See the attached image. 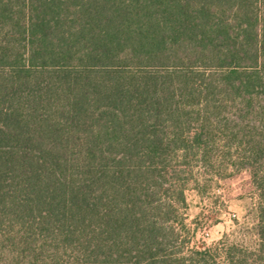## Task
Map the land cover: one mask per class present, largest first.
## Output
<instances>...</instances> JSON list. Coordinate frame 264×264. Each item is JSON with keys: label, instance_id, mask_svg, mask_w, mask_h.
Segmentation results:
<instances>
[{"label": "trees", "instance_id": "16d2710c", "mask_svg": "<svg viewBox=\"0 0 264 264\" xmlns=\"http://www.w3.org/2000/svg\"><path fill=\"white\" fill-rule=\"evenodd\" d=\"M243 171L251 222L190 245ZM0 264H264V0H0Z\"/></svg>", "mask_w": 264, "mask_h": 264}, {"label": "rangeland", "instance_id": "374dc122", "mask_svg": "<svg viewBox=\"0 0 264 264\" xmlns=\"http://www.w3.org/2000/svg\"><path fill=\"white\" fill-rule=\"evenodd\" d=\"M186 200V221L193 232L190 245H213L224 236L232 239L239 227L251 222L257 192L243 171L212 180L201 192L188 190Z\"/></svg>", "mask_w": 264, "mask_h": 264}]
</instances>
